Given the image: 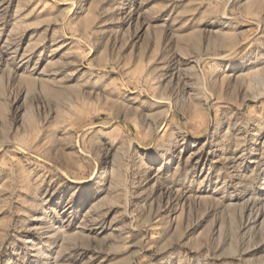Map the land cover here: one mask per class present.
<instances>
[{"label": "rangeland", "instance_id": "obj_1", "mask_svg": "<svg viewBox=\"0 0 264 264\" xmlns=\"http://www.w3.org/2000/svg\"><path fill=\"white\" fill-rule=\"evenodd\" d=\"M0 264H264V0H0Z\"/></svg>", "mask_w": 264, "mask_h": 264}, {"label": "bare ground", "instance_id": "obj_2", "mask_svg": "<svg viewBox=\"0 0 264 264\" xmlns=\"http://www.w3.org/2000/svg\"><path fill=\"white\" fill-rule=\"evenodd\" d=\"M110 5L114 8L122 6V0H110Z\"/></svg>", "mask_w": 264, "mask_h": 264}]
</instances>
